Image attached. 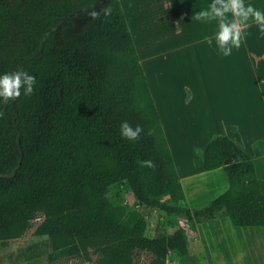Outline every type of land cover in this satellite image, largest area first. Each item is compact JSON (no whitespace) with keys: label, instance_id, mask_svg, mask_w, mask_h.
<instances>
[{"label":"trees","instance_id":"obj_1","mask_svg":"<svg viewBox=\"0 0 264 264\" xmlns=\"http://www.w3.org/2000/svg\"><path fill=\"white\" fill-rule=\"evenodd\" d=\"M96 2L0 0V75L37 77L34 94L0 103V240L42 218L36 232L49 238L53 259L91 250L100 255L94 264H134L141 252L150 264H167L172 251L191 256L184 227L147 236L144 220L109 199L113 184L127 185L141 207L194 224L227 216L235 226L264 227L254 161L264 142L250 154L239 133L215 135L199 153L205 170L226 171L229 185L192 208L121 0ZM123 121L143 128L137 140L120 135Z\"/></svg>","mask_w":264,"mask_h":264},{"label":"crops","instance_id":"obj_2","mask_svg":"<svg viewBox=\"0 0 264 264\" xmlns=\"http://www.w3.org/2000/svg\"><path fill=\"white\" fill-rule=\"evenodd\" d=\"M211 2L121 0L192 208L205 206L229 185L222 167L205 170L198 150H203L215 135L234 138L239 133L242 147L250 154L264 142V37L260 36L258 26L250 22L243 45L233 49L231 56L219 54L215 43L210 47L204 41L205 36L214 35L216 23L194 18L196 12ZM245 2L264 8V0ZM254 161L257 175L264 179V171H260L261 163L264 167V154ZM209 193L213 194L206 197ZM212 221L185 228L189 254L200 263L221 264L224 256L232 257L239 252L230 245L228 237L219 238L221 235L213 233L219 230L216 225H226L230 232L234 231L231 234L234 238L250 234L253 240L257 236L254 227L228 226L226 217ZM258 247L253 246L256 254Z\"/></svg>","mask_w":264,"mask_h":264},{"label":"rangeland","instance_id":"obj_3","mask_svg":"<svg viewBox=\"0 0 264 264\" xmlns=\"http://www.w3.org/2000/svg\"><path fill=\"white\" fill-rule=\"evenodd\" d=\"M246 148L249 150L248 146H246ZM261 165L262 168H260V171H264L263 163H261ZM193 167L194 169H198V166L196 165ZM204 185H207V181H205ZM211 194L213 193H209L206 197H209ZM108 197L114 204H117L124 209L126 216L144 220L146 222L145 233L147 236H153L155 229L158 226L166 228L168 232H174L180 227L192 228V225L194 224L184 215L168 216L158 209L139 206L132 191L125 184L111 185ZM226 218L229 220L228 223L231 224H227L228 226L238 228L231 223L229 217L226 216ZM41 220L42 218H38L34 221L31 228L19 238L7 241L0 240V264H94L97 262L100 255L93 250L89 252V256H61L57 259H53V250L49 238L45 235H39L36 232ZM211 222L213 221L211 220L201 224H209ZM219 223L222 224L223 222L219 220ZM220 224L215 226L219 230L213 233L217 236L221 235L219 238H222L223 236L228 237L232 242L230 245H234V248L239 251L232 257L224 256V261H222L221 264H264V227H254V230H257V236L255 235L252 240L250 234H245L244 237L237 236L234 238L231 236L234 231L230 232L229 230L231 229L227 228L226 225H223L222 227ZM212 227L213 226H211L210 229ZM253 246L254 248L255 246H259L257 254L253 252ZM151 258L152 256L148 252L138 253L135 257L134 264H150ZM195 258L196 257L193 256H181L177 252L172 251L168 255L166 263L205 264L200 263L197 258V262H195Z\"/></svg>","mask_w":264,"mask_h":264},{"label":"clouds","instance_id":"obj_4","mask_svg":"<svg viewBox=\"0 0 264 264\" xmlns=\"http://www.w3.org/2000/svg\"><path fill=\"white\" fill-rule=\"evenodd\" d=\"M106 16L111 15V7L102 9ZM97 18L98 13H91ZM195 20L200 22H215L217 30L214 35L205 36L204 41L211 47L215 43L218 53L224 57L231 56L233 49H239L248 35L246 29L250 22L258 26L259 34L264 37V8H258L245 0H212V2L195 13ZM37 87V77L27 71H16L0 75V103L8 104L23 95L34 94ZM143 132L141 126L133 128L128 121L120 125V135L135 141ZM143 165L152 167L151 161H142Z\"/></svg>","mask_w":264,"mask_h":264},{"label":"water","instance_id":"obj_5","mask_svg":"<svg viewBox=\"0 0 264 264\" xmlns=\"http://www.w3.org/2000/svg\"><path fill=\"white\" fill-rule=\"evenodd\" d=\"M101 0H97V2H96V5L100 2ZM232 161V160H231ZM230 161H228L227 163H229Z\"/></svg>","mask_w":264,"mask_h":264}]
</instances>
